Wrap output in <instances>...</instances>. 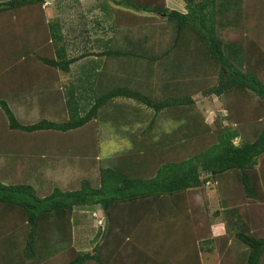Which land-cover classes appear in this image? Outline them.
<instances>
[{
    "label": "trees",
    "instance_id": "1",
    "mask_svg": "<svg viewBox=\"0 0 264 264\" xmlns=\"http://www.w3.org/2000/svg\"><path fill=\"white\" fill-rule=\"evenodd\" d=\"M47 1H0V157L10 174L24 173L0 178V264H204L206 253L218 264H264V0H181L183 12L166 0H112L110 46L75 57L60 22L47 20ZM92 54L129 77L114 83L101 70L84 108L72 82L56 87L54 79ZM200 74L216 81L200 85ZM199 93L223 101L225 113L199 127L214 142L159 159L180 140L156 137V118L194 108ZM19 98L34 101L24 112L37 106L34 118L17 116ZM118 99L154 114L140 132L143 144L132 140L131 151L102 166L100 123L125 135L135 119V108ZM43 156L79 166L77 187L39 194L30 181L42 180L35 166ZM211 184L223 234L192 203ZM95 205L104 228L91 250L78 251L75 208Z\"/></svg>",
    "mask_w": 264,
    "mask_h": 264
},
{
    "label": "rangeland",
    "instance_id": "2",
    "mask_svg": "<svg viewBox=\"0 0 264 264\" xmlns=\"http://www.w3.org/2000/svg\"><path fill=\"white\" fill-rule=\"evenodd\" d=\"M4 1V0H0ZM59 2L54 8L48 9L47 2L45 4V14L47 20H58L66 33V48L69 57H75L84 53H96L106 50L111 44V36L113 34L110 28V7L112 0H94L93 2L86 3L79 2L78 0H56ZM178 4L174 5V2ZM169 4H168V3ZM166 4L171 9H177L179 11L184 10V3L181 0H167ZM159 28L164 26L167 27L165 21H160ZM84 28V30L82 29ZM72 30H75L72 32ZM159 31V30H158ZM76 33V35H75ZM69 35V39L68 38ZM80 35V37H79ZM97 35L95 40H91L90 43L86 42L85 37ZM158 37V35H157ZM160 41L166 44L169 36L168 34L160 35ZM89 43V44H87ZM0 53L5 54L6 51ZM105 58H100L95 55L87 56L82 58L78 63L72 64L70 71L67 73L56 72V82L59 85L64 86L70 82L76 86L75 88L80 104L82 107H89L93 101V84L97 79V75L101 70H105L104 73L111 78L112 82L119 83L122 78L129 77L127 72L121 65H114L116 61H107V65H103ZM1 63V59H0ZM112 64L116 67H113ZM2 66L0 65V68ZM124 70V72L121 70ZM143 79L148 80L149 77L142 75ZM202 74L196 77L200 85L206 82L212 83L216 81V76L210 79L209 77L202 78ZM133 79L137 78V75L131 73ZM145 77V78H144ZM154 81L153 79H151ZM9 87V86H8ZM12 88V87H11ZM35 88H33L34 90ZM8 91V88L6 89ZM12 92V89H9ZM17 91V90H16ZM195 107L186 108L182 111H171L159 115L155 121V135L162 139H174L180 140L175 146H171L173 154L165 153L163 158H170L185 153V151H194L198 147H205L214 142L212 134L203 133V129L211 125L217 115L225 113L222 109L223 101L215 96L203 97L202 94L194 96ZM14 107L18 117L21 118H34L36 113L35 110L31 111L30 114L25 115L26 106L32 103L29 99L19 98L16 100ZM117 104L127 106V109L136 110L132 116L135 119L130 118L128 121L132 129H128L126 126V134L122 135L120 132L115 131L107 126L105 122L100 123V137H101V151L99 155V161L102 166L112 165L115 158L118 155H123L132 150V142L134 144L141 145L142 137L140 135L141 130L146 124L152 119L153 112L149 110L139 109V106L130 102L127 99H118ZM33 104V103H32ZM21 105V106H20ZM128 119V118H126ZM127 121H125L126 124ZM200 123L199 126L197 123ZM191 130V131H190ZM134 131L133 135L131 134ZM2 133V132H1ZM189 133L188 137L183 135ZM133 140V141H132ZM237 142V141H236ZM160 154L148 156L150 159L149 163H156L157 158ZM6 161L0 157V178L6 183L16 180H23L22 170L15 169L11 174L8 168L5 169ZM7 164V163H6ZM36 173L42 174V180L31 179V183L34 184L39 194H46L50 192L54 185H58L62 189H72L77 187V179L79 174L83 171L79 166L70 164L69 162L59 160L56 164L47 163L44 156L37 161ZM40 177V178H41ZM92 179L97 184L98 173L97 171L92 174ZM193 205L198 206L200 213H207L209 217V223H213L214 234L225 233L226 222L222 216L213 217V213L219 209V195L216 188L211 185H206L202 190H198L193 194ZM198 216V215H197ZM75 223L73 225V246L78 251H89L94 246V243L99 235L98 230L104 228V212L99 205L95 206H80L76 207L74 211ZM204 222V219H203ZM204 264H218L214 256L211 254H204ZM60 263L63 260H59Z\"/></svg>",
    "mask_w": 264,
    "mask_h": 264
},
{
    "label": "crops",
    "instance_id": "3",
    "mask_svg": "<svg viewBox=\"0 0 264 264\" xmlns=\"http://www.w3.org/2000/svg\"><path fill=\"white\" fill-rule=\"evenodd\" d=\"M79 2H83V0H78ZM88 1H90V3L91 2H93L94 0H87V1H85L86 3H88ZM166 2H167V0H166ZM168 3V2H167ZM57 5V4H59V2L58 1H56V0H52V1H47V6H48V9H50V8H54V6H51V5ZM169 4V3H168ZM176 4H178L176 1L174 2V5H176ZM83 30H84V28H82ZM75 30H72V32H74ZM85 31V30H84ZM62 32H63V35H64V40H66V38H67V36H66V33H64V31H63V28H62ZM75 35H76V33H75ZM79 37H80V35H79ZM98 36L97 35H95V37L94 38H92V36L91 35H89V37H85V39H86V41L84 42V43H86V42H89L90 43V41L91 40H95L96 38H97ZM68 38H69V35H68ZM69 39H71V38H69ZM89 43H87V44H89ZM81 60V59H80ZM79 60V61H80ZM79 61H77V63L79 62ZM74 64V63H73ZM72 66V65H71ZM113 67H116V66H114L113 65ZM71 68V67H70ZM56 76V75H55ZM55 81H54V83H55V85H56V87H58V86H60L59 84H58V82H56V77H55V79H54ZM96 81V80H95ZM94 85L95 84H93V88H94ZM76 87V86H75ZM77 89V88H76ZM34 102V101H33ZM35 168H37V166H35ZM99 231V230H98Z\"/></svg>",
    "mask_w": 264,
    "mask_h": 264
}]
</instances>
